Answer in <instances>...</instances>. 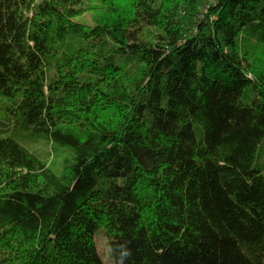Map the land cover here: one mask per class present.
Instances as JSON below:
<instances>
[{"label": "trees", "instance_id": "obj_1", "mask_svg": "<svg viewBox=\"0 0 264 264\" xmlns=\"http://www.w3.org/2000/svg\"><path fill=\"white\" fill-rule=\"evenodd\" d=\"M201 7L0 0V264H264V0Z\"/></svg>", "mask_w": 264, "mask_h": 264}, {"label": "rangeland", "instance_id": "obj_2", "mask_svg": "<svg viewBox=\"0 0 264 264\" xmlns=\"http://www.w3.org/2000/svg\"><path fill=\"white\" fill-rule=\"evenodd\" d=\"M216 0H200L201 8L199 11H203L204 9H207L210 4L214 3ZM96 3V2H94ZM92 19L91 13H86L83 18L80 20H76L81 22V20L90 22ZM253 46H251L250 43H248L247 50L249 52H252ZM122 61V60H121ZM124 63V61H123ZM12 101H9V99L5 98L4 96L0 95V122L3 120L4 116L8 115V112L6 111L10 106H12ZM11 134L4 135V137H9ZM2 136L0 135V138ZM33 153L39 154L41 157H43L45 160H47L49 163L53 160V157H49L50 155V146L41 144L37 146H30L28 147ZM56 161L55 170L58 174L62 173L72 162L71 158L68 155H63ZM254 168L256 169H263L264 168V147L260 149L256 163ZM96 246L98 253L102 257V260L105 264H115L113 258L111 257L110 250L108 247V239L106 238L104 232H100V234L96 237Z\"/></svg>", "mask_w": 264, "mask_h": 264}]
</instances>
